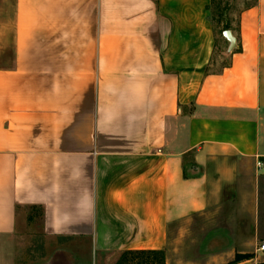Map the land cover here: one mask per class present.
Listing matches in <instances>:
<instances>
[{"label": "crops", "instance_id": "crops-1", "mask_svg": "<svg viewBox=\"0 0 264 264\" xmlns=\"http://www.w3.org/2000/svg\"><path fill=\"white\" fill-rule=\"evenodd\" d=\"M211 1L0 0V264L40 209L27 264L264 262V0L238 53Z\"/></svg>", "mask_w": 264, "mask_h": 264}, {"label": "rangeland", "instance_id": "rangeland-1", "mask_svg": "<svg viewBox=\"0 0 264 264\" xmlns=\"http://www.w3.org/2000/svg\"><path fill=\"white\" fill-rule=\"evenodd\" d=\"M253 0H215L214 4L212 5V10H214L215 6H218L220 10L223 8L226 9V17L228 19V23L230 24L232 30L236 27V16L237 14L243 10L244 8L250 6L252 4ZM215 26V32L217 34V38L221 40V35L219 34V30L221 26L214 25ZM217 40V41H219ZM219 44V43H218ZM217 54L223 53L221 49H218ZM227 60L221 56L220 59H218V65H224ZM34 216L33 223H28L26 228V237L24 238V252L25 257L23 264H27L29 259L33 261L32 259L36 258L35 260L39 262V260L43 259L45 255H41V252L38 251V247L41 245V238L38 236L39 228H40V213L38 210H34L29 212ZM32 226V227H31ZM24 235V236H25ZM31 236V237H30ZM30 238V239H29ZM18 243L20 245L23 244V238L19 237ZM29 243V244H28ZM38 253V254H37ZM52 255H50L51 259L54 260L53 264H66L68 260H70V255H68L65 252H52ZM47 256V255H46ZM44 261V260H41ZM49 261V260H48ZM85 259L83 263H85Z\"/></svg>", "mask_w": 264, "mask_h": 264}, {"label": "trees", "instance_id": "trees-1", "mask_svg": "<svg viewBox=\"0 0 264 264\" xmlns=\"http://www.w3.org/2000/svg\"><path fill=\"white\" fill-rule=\"evenodd\" d=\"M215 0L211 1V5L209 7L210 12V20L213 27V31L215 35L217 36L215 32V24L221 26L219 30V34L222 38V33L224 31H232V28L230 24L228 23L227 15H226V9L220 10L217 4L215 6L214 10H212V5L214 4ZM240 51V48H236L233 53H238ZM35 209V208H33ZM40 217L42 216L41 209L39 210ZM251 255H235L234 260L229 264H238L239 262H242L244 260H249ZM115 264H164V258L163 253L161 252H129V253H123L117 260ZM259 264H264L259 263Z\"/></svg>", "mask_w": 264, "mask_h": 264}, {"label": "water", "instance_id": "water-1", "mask_svg": "<svg viewBox=\"0 0 264 264\" xmlns=\"http://www.w3.org/2000/svg\"><path fill=\"white\" fill-rule=\"evenodd\" d=\"M222 36L229 44L228 52H232L236 48V40H235V38L232 36L230 31H224L222 33ZM53 262H54V260L50 259L47 264H53ZM70 263H71V261L68 260V262L66 264H70Z\"/></svg>", "mask_w": 264, "mask_h": 264}, {"label": "built area", "instance_id": "built-area-1", "mask_svg": "<svg viewBox=\"0 0 264 264\" xmlns=\"http://www.w3.org/2000/svg\"><path fill=\"white\" fill-rule=\"evenodd\" d=\"M261 166H262L261 163L257 162L256 167H257L258 169H260ZM257 252H258V253H264V241L260 242V244H259V246H258V248H257Z\"/></svg>", "mask_w": 264, "mask_h": 264}]
</instances>
